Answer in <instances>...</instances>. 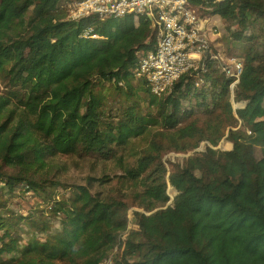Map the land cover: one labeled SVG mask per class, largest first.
<instances>
[{"label":"trees","instance_id":"16d2710c","mask_svg":"<svg viewBox=\"0 0 264 264\" xmlns=\"http://www.w3.org/2000/svg\"><path fill=\"white\" fill-rule=\"evenodd\" d=\"M66 2L0 0V264H100L131 226L114 264H264V0H188L243 50L226 51L244 62L237 108L220 67L153 94L133 73L151 19H60ZM222 139L169 157V201L164 157ZM64 156L119 166L120 187L63 181Z\"/></svg>","mask_w":264,"mask_h":264},{"label":"built area","instance_id":"2783aa9c","mask_svg":"<svg viewBox=\"0 0 264 264\" xmlns=\"http://www.w3.org/2000/svg\"><path fill=\"white\" fill-rule=\"evenodd\" d=\"M235 2L239 3V0ZM66 6V19L89 14L105 18L135 14L146 15L153 21L157 32L156 45L140 57L133 69L137 78L146 80L153 94H168L185 74H189L198 86L210 72L208 65L213 63L232 79L231 93L240 80L244 67L242 57L227 56L225 45L213 38L218 33L216 28H208L188 0H67ZM86 35L96 37L91 30ZM216 43L220 48L216 49ZM232 104L234 108L240 106ZM125 249L118 244L100 264H114L113 256Z\"/></svg>","mask_w":264,"mask_h":264},{"label":"rangeland","instance_id":"374dc122","mask_svg":"<svg viewBox=\"0 0 264 264\" xmlns=\"http://www.w3.org/2000/svg\"><path fill=\"white\" fill-rule=\"evenodd\" d=\"M197 14H201V12H196ZM60 19H66L67 15H68V8L66 6V3L63 4L61 12L59 13ZM62 15V16H61ZM204 23L206 24V26L208 28L214 27L216 28V31L218 32L215 35H213L214 40H218L220 43L224 44L226 47V51L227 54L229 53L230 56H233L235 54H243V50L241 49H235V47H229L232 49H228V46L226 44V42L222 39L223 35H224V24L222 19H220L218 16L215 15H205L204 17H202ZM220 48L219 45H217L216 43V49ZM208 69L211 73V75L216 74V71L219 69L218 65H215V63L208 65ZM231 101L232 103L235 102L234 100V91L233 93H231ZM239 105L242 107L245 103L243 101L238 102ZM236 105V104H235ZM238 106V105H237ZM234 107V104H233ZM203 145H201V143L199 144V146L185 152V153H174L171 152L169 153V156H165L164 157V162L167 164L166 168H167V179H168V185H167V193L169 196V201L173 200V190L176 189V185H172V183L170 182L171 179H169L171 170H170V166L167 163V161L169 160V157H174V158H185V157H189L190 155H192L194 152L197 151H202L204 150V145L210 147V148H227L229 146H231L230 144H226L225 139H222L221 142L219 143L218 146L213 147L210 143L203 141ZM227 146V147H226ZM61 160L66 161V169L63 171H60L57 175L65 182H69V183H77V184H84L85 183V179L86 177L91 174L94 176H101L104 174L110 175L111 177V184L109 185V190L110 191H115L117 190L120 186L118 183H116V181L119 179L118 175L119 173H122V169L113 164V163H101L96 161L94 158L91 159H85V160H79L77 164H71L69 163V160L67 157H61ZM178 177H174V181L177 182L178 181ZM17 201L21 202L20 204H22L23 199L21 198H17ZM19 203H17L16 205L18 206ZM134 209L136 208H131L130 213H132V211H134ZM137 210V209H136ZM156 211V210H155ZM23 213L28 215V211L26 209L23 210ZM134 233H138L137 229L135 227H130L129 231L127 233H125L124 235H122L121 239H120V245L121 246H125V248L128 247L129 245V241L130 239H132V241H136L138 239H140V235H134L132 237V235ZM130 238V239H129Z\"/></svg>","mask_w":264,"mask_h":264},{"label":"water","instance_id":"95a60500","mask_svg":"<svg viewBox=\"0 0 264 264\" xmlns=\"http://www.w3.org/2000/svg\"><path fill=\"white\" fill-rule=\"evenodd\" d=\"M152 21V20H151ZM152 29H154L155 30V26H154V23H153V21H152Z\"/></svg>","mask_w":264,"mask_h":264},{"label":"crops","instance_id":"0c3cea01","mask_svg":"<svg viewBox=\"0 0 264 264\" xmlns=\"http://www.w3.org/2000/svg\"><path fill=\"white\" fill-rule=\"evenodd\" d=\"M62 16V15H61ZM139 232V231H138ZM127 233V232H126Z\"/></svg>","mask_w":264,"mask_h":264}]
</instances>
